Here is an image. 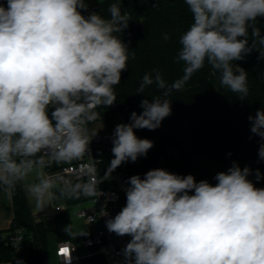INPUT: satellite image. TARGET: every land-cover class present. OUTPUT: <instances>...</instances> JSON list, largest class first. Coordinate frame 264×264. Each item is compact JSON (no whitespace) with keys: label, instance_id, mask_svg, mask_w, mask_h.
<instances>
[{"label":"clouds","instance_id":"clouds-1","mask_svg":"<svg viewBox=\"0 0 264 264\" xmlns=\"http://www.w3.org/2000/svg\"><path fill=\"white\" fill-rule=\"evenodd\" d=\"M185 3L193 23L179 39L183 78L169 87L153 70L154 77L145 74L137 92L155 83L167 96L207 61L220 73L221 85L244 100L248 74L233 62L254 47L247 40L249 29L264 45L256 27L257 18L264 17V0ZM81 9L87 10L84 0H7V7L0 5V186L6 189L34 169L83 156L97 134L90 138L85 128L97 115L92 106L116 102L114 86L129 60L117 33L128 27V17L116 3L110 5L108 19L96 13L85 17ZM140 106L143 112H133L129 124L115 127L109 175L153 147L134 129L155 130L171 115L168 99H144ZM249 120L251 132L264 139V109ZM259 157L264 160V144ZM249 175L248 167L235 163L216 174L215 185L164 169L149 170L143 178L133 175L127 181L126 205L106 227L131 237L123 250L127 264L133 259L134 264H264V188L255 187ZM256 178H261L259 170ZM37 181L27 186L28 193L38 206L50 205L57 179L41 171ZM95 190L77 184L66 187L63 195L79 198ZM23 231L13 237L14 247L24 239Z\"/></svg>","mask_w":264,"mask_h":264},{"label":"trees","instance_id":"trees-1","mask_svg":"<svg viewBox=\"0 0 264 264\" xmlns=\"http://www.w3.org/2000/svg\"><path fill=\"white\" fill-rule=\"evenodd\" d=\"M116 3L122 14L128 17V27L117 33L129 50L126 70L121 73L120 83L114 86L116 102L112 106H98L101 120L108 122L111 146L98 153L100 161L97 169L101 178L107 179L122 172L128 180L133 175L141 178L153 169H164L180 176L192 175L196 182L207 180L215 185L217 173L227 172L233 164L241 169L248 167V179L255 187L264 188V160L259 157V148L264 139L251 132L249 116H255L264 109V45L253 37L249 29L247 40L254 46L242 60L234 61V67L243 68L248 76V96L241 100L239 94L223 87L220 73L205 61L202 69L195 72L180 90H173L167 96L166 89L155 83L143 93H138L145 74L154 77L158 70L166 85L183 78L185 64L177 60L181 49L180 36L193 23V17L185 0H100L81 9L87 17L91 13L110 18L109 7ZM155 3V7L153 6ZM7 7V0H0ZM256 27L264 36V17H258ZM165 34L169 36L164 39ZM153 97L171 101V115L166 117L155 130L134 129L140 139H149L153 147L146 156H140L135 162L122 163L110 171L112 139L118 124H129L131 114L143 112L141 101ZM119 116V117H118ZM62 163V162H61ZM61 163L47 165L48 169ZM261 178L257 180L256 171ZM107 187L115 188L114 183ZM3 187V186H0ZM194 194V193H189ZM14 218L7 231H0V255L6 258L10 250L4 244L5 234L16 227H25L39 246L31 251L30 263L43 264L48 255L61 239L79 241L84 235H75L71 216L68 212L59 213L54 219L37 221L33 217L25 188L21 182L12 189ZM119 205H126V193L121 194ZM70 225L68 232L65 229Z\"/></svg>","mask_w":264,"mask_h":264},{"label":"built area","instance_id":"built-area-1","mask_svg":"<svg viewBox=\"0 0 264 264\" xmlns=\"http://www.w3.org/2000/svg\"><path fill=\"white\" fill-rule=\"evenodd\" d=\"M53 110L51 107L48 109L49 118H51ZM92 111L97 114L96 118L85 124L90 138L91 125L101 120L98 106H92ZM99 161L100 158L91 140L88 152L83 156L62 162L59 166L46 172V176L56 178L58 183L64 186H75L77 184L82 187L95 186V192L87 196L93 199L96 204L86 208H79L77 215L87 224L101 222V226L95 231L84 233L83 238L79 241L74 239L58 240L54 249L57 264H127L123 250L130 242L131 237L128 235L118 236L109 232L106 227V221L114 218L122 210L123 207L119 205V201L121 194L126 193L129 187L128 180L122 172H118L107 179L101 178L97 169ZM108 182L114 183L116 187H107L106 184ZM56 209L64 211L66 207L58 205ZM104 213L107 214L105 215ZM21 229L24 230L22 233L24 239L17 247H14L12 239ZM4 244L9 248L10 254L6 258L0 255V264H16L18 260L23 261V264H33L29 261L31 259V251L37 250L39 244L25 227L11 229L5 236ZM65 248L68 249L67 253L62 251ZM43 264L48 263L45 262Z\"/></svg>","mask_w":264,"mask_h":264},{"label":"crops","instance_id":"crops-1","mask_svg":"<svg viewBox=\"0 0 264 264\" xmlns=\"http://www.w3.org/2000/svg\"><path fill=\"white\" fill-rule=\"evenodd\" d=\"M97 133L93 138L92 134ZM90 136L92 138V142L94 145V149L97 153L101 150L106 149L111 146V137L108 122L104 120H98L94 122L90 127ZM49 169L45 166L42 169H34L32 173H30L24 181H21L23 184L28 203L32 210L33 217L37 221L54 219L59 213L69 212L70 208L74 204H79L84 201V195L81 194L79 198H69L63 195V190L68 187L62 184L57 183V186L53 189L55 193V199L53 200V204L51 207H38L36 206V200L28 193L27 186L37 182L38 172L43 171V174L46 175V172ZM58 205L65 206L66 210L59 211L56 209ZM14 218V207H13V199H12V189H6L5 187H0V231H7L13 221ZM101 226V222H99ZM92 232V231H91ZM7 233L5 234V236ZM55 249V247H54Z\"/></svg>","mask_w":264,"mask_h":264},{"label":"rangeland","instance_id":"rangeland-1","mask_svg":"<svg viewBox=\"0 0 264 264\" xmlns=\"http://www.w3.org/2000/svg\"><path fill=\"white\" fill-rule=\"evenodd\" d=\"M100 0H84V2L87 4V5H91L95 2H98ZM225 88L224 87H218L217 90L218 91H223ZM119 117V116H118ZM43 172V171H42ZM38 182V181H37ZM84 201H82V203H79V204H74L69 212H70V216H71V221H72V225H73V229H74V232H75V235L78 236V235H82L84 233H88V232H91V231H95L100 225H99V222L97 223H93V224H87L85 223V221L80 218L78 215H77V211L79 210V208H86V207H89V206H92V205H95L96 202L93 200V199H90L87 195H84ZM54 202L51 201V204H44V205H41V206H38V207H51L52 204ZM37 204V202H36ZM48 264H57V261L55 259V255H54V246L52 247V251L49 253L48 255V261H47Z\"/></svg>","mask_w":264,"mask_h":264},{"label":"snow or ice","instance_id":"snow-or-ice-1","mask_svg":"<svg viewBox=\"0 0 264 264\" xmlns=\"http://www.w3.org/2000/svg\"><path fill=\"white\" fill-rule=\"evenodd\" d=\"M62 251L64 252V253H67L68 252V249H62Z\"/></svg>","mask_w":264,"mask_h":264}]
</instances>
